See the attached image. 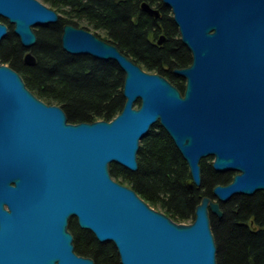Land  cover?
<instances>
[{"label":"water","instance_id":"water-1","mask_svg":"<svg viewBox=\"0 0 264 264\" xmlns=\"http://www.w3.org/2000/svg\"><path fill=\"white\" fill-rule=\"evenodd\" d=\"M162 1L192 53V63L174 71L186 80L184 93L93 32L63 27L66 51L114 59L124 70L126 102L111 121L68 122L60 106L38 98L0 60V264H94L74 250L72 217L114 242L122 264H217L210 212L221 217L220 202L264 190V0ZM141 8L160 16L146 1ZM0 16L34 65L33 26L57 22L58 12L41 0H0ZM8 31L0 22V41ZM157 122L188 163L190 190L201 184L202 158L236 172L214 187L215 198L203 197L188 224L109 171L113 162L138 168L140 141Z\"/></svg>","mask_w":264,"mask_h":264},{"label":"trees","instance_id":"trees-1","mask_svg":"<svg viewBox=\"0 0 264 264\" xmlns=\"http://www.w3.org/2000/svg\"><path fill=\"white\" fill-rule=\"evenodd\" d=\"M41 1L58 12L59 20L34 30L37 39L31 50L35 64L25 63L27 48L13 25L1 16L9 31L0 41V60L15 69L38 98L60 106L68 122L111 121L123 109L126 97L125 72L116 60L64 49L61 38L65 24L90 30L184 93L186 80L174 71L189 66L192 53L181 40L170 6L162 0ZM144 1L158 8L160 16L143 11ZM161 35L165 40L158 44ZM137 160L136 170L110 163V174L177 223L194 221L203 197L215 198L214 187L230 183L236 174L215 170L212 156L202 158L201 184L190 190L188 163L160 122L153 124L140 141ZM220 207L223 216L210 212L217 264H264V190L253 195L236 194L220 202ZM68 228L77 254L91 257L94 264H122L114 242L100 241L93 231L80 227L76 217L70 219Z\"/></svg>","mask_w":264,"mask_h":264},{"label":"rangeland","instance_id":"rangeland-1","mask_svg":"<svg viewBox=\"0 0 264 264\" xmlns=\"http://www.w3.org/2000/svg\"><path fill=\"white\" fill-rule=\"evenodd\" d=\"M1 22V21H0ZM37 29V26H33V30H36ZM90 31V30H89ZM135 107H138L137 106V102H135ZM191 223V222H190ZM182 224H188V223H182Z\"/></svg>","mask_w":264,"mask_h":264}]
</instances>
